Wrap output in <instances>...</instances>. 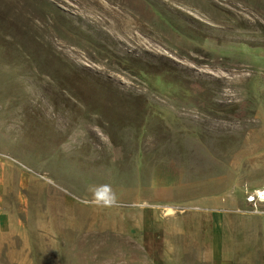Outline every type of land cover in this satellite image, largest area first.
Wrapping results in <instances>:
<instances>
[{"label":"rangeland","instance_id":"obj_1","mask_svg":"<svg viewBox=\"0 0 264 264\" xmlns=\"http://www.w3.org/2000/svg\"><path fill=\"white\" fill-rule=\"evenodd\" d=\"M261 189L264 0H0V264H264Z\"/></svg>","mask_w":264,"mask_h":264},{"label":"built area","instance_id":"obj_2","mask_svg":"<svg viewBox=\"0 0 264 264\" xmlns=\"http://www.w3.org/2000/svg\"><path fill=\"white\" fill-rule=\"evenodd\" d=\"M263 192H264V189H261V190H259V191H257V195H256V197L255 198H258V199H264V194H263ZM260 196H262V197H260ZM254 199V198H253ZM252 200V199H251ZM250 201V200H249Z\"/></svg>","mask_w":264,"mask_h":264},{"label":"bare ground","instance_id":"obj_3","mask_svg":"<svg viewBox=\"0 0 264 264\" xmlns=\"http://www.w3.org/2000/svg\"><path fill=\"white\" fill-rule=\"evenodd\" d=\"M263 194H264V192H263ZM260 197H262V196H260ZM252 198H250L249 200H251Z\"/></svg>","mask_w":264,"mask_h":264},{"label":"clouds","instance_id":"obj_4","mask_svg":"<svg viewBox=\"0 0 264 264\" xmlns=\"http://www.w3.org/2000/svg\"><path fill=\"white\" fill-rule=\"evenodd\" d=\"M109 201H105V203H108Z\"/></svg>","mask_w":264,"mask_h":264}]
</instances>
